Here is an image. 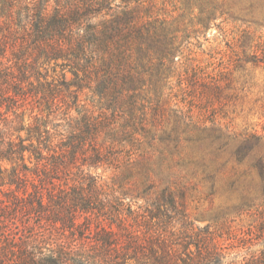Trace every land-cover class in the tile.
Returning a JSON list of instances; mask_svg holds the SVG:
<instances>
[{
  "label": "rangeland",
  "instance_id": "rangeland-1",
  "mask_svg": "<svg viewBox=\"0 0 264 264\" xmlns=\"http://www.w3.org/2000/svg\"><path fill=\"white\" fill-rule=\"evenodd\" d=\"M110 2L92 21L100 69L83 89L62 87L58 131L69 149L102 153L86 169L104 191L133 208L168 192L230 264H264V0ZM47 70L59 80L60 68ZM35 100L26 120L46 108Z\"/></svg>",
  "mask_w": 264,
  "mask_h": 264
},
{
  "label": "trees",
  "instance_id": "trees-1",
  "mask_svg": "<svg viewBox=\"0 0 264 264\" xmlns=\"http://www.w3.org/2000/svg\"><path fill=\"white\" fill-rule=\"evenodd\" d=\"M112 11L110 0H0V174L8 171V188L0 185V264H230L209 227L196 226L168 192L133 208L104 191L86 169L100 166L102 153L69 149L54 123L62 87L83 89L100 69L92 21ZM111 30L113 40L121 30ZM47 66L60 68L59 80H49ZM37 97L46 108L26 120Z\"/></svg>",
  "mask_w": 264,
  "mask_h": 264
}]
</instances>
